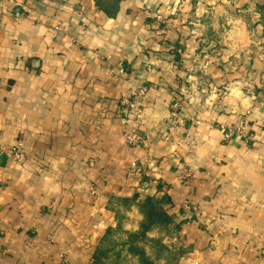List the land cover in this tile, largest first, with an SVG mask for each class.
<instances>
[{"label": "crops", "instance_id": "crops-1", "mask_svg": "<svg viewBox=\"0 0 264 264\" xmlns=\"http://www.w3.org/2000/svg\"><path fill=\"white\" fill-rule=\"evenodd\" d=\"M263 6L123 0L109 18L94 0H0V264H90L155 196L180 229L150 236L178 264H264ZM142 84L138 117L121 100ZM243 121L249 143L224 141Z\"/></svg>", "mask_w": 264, "mask_h": 264}, {"label": "trees", "instance_id": "trees-1", "mask_svg": "<svg viewBox=\"0 0 264 264\" xmlns=\"http://www.w3.org/2000/svg\"><path fill=\"white\" fill-rule=\"evenodd\" d=\"M97 8L109 18H116L123 0H94ZM260 11H264V6ZM167 197H148L139 202L142 214L140 227L128 231L122 227L124 216H118V225L106 231L95 249L90 264H178L181 251L168 247L163 237H151L152 232L171 237L180 229L168 213Z\"/></svg>", "mask_w": 264, "mask_h": 264}, {"label": "built area", "instance_id": "built-area-1", "mask_svg": "<svg viewBox=\"0 0 264 264\" xmlns=\"http://www.w3.org/2000/svg\"><path fill=\"white\" fill-rule=\"evenodd\" d=\"M149 93V87L146 84H142L137 87L133 92L130 98H123L121 100V105L124 109L134 113L136 116L141 117L143 114V104ZM183 111V105L178 100H173L170 105V116L168 121L171 125L176 127L183 126V120L181 118V112ZM248 126L247 121L241 122L236 127H226L224 141L230 142L235 136H240L244 138L246 143H249V138L247 136L246 128ZM126 140L129 146L135 147L139 146L143 142V137L140 133L132 132L126 136ZM6 155L13 160L18 162L24 161V154L22 153L21 147L11 148L6 152ZM136 166V165H134ZM194 177L191 171L185 169L180 173V180L187 181ZM184 212L190 213L192 211V206L190 204H185L183 207Z\"/></svg>", "mask_w": 264, "mask_h": 264}]
</instances>
